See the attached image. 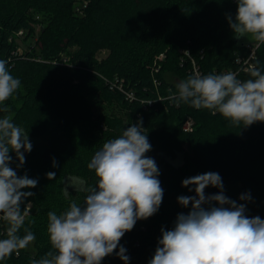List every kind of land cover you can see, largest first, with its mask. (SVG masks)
<instances>
[{
	"label": "trees",
	"instance_id": "trees-1",
	"mask_svg": "<svg viewBox=\"0 0 264 264\" xmlns=\"http://www.w3.org/2000/svg\"><path fill=\"white\" fill-rule=\"evenodd\" d=\"M74 1L0 0V60L21 81L0 118L24 128L32 144L20 167L15 153H9L10 167L38 181L22 189L33 193L21 205L23 210L31 204L24 227L36 237L33 253L22 249L0 264H31L51 250L48 212L60 214L86 196L70 186L65 195L68 179L95 186L87 167L94 153L141 119L152 145L146 156L157 164L163 198L153 216L138 220L121 238L128 264H149L161 229L171 230L177 215L191 210V203L181 206L178 197L195 195L194 186L184 187L182 181L198 174L218 173L224 194L245 204L249 218L264 219V123L238 127L219 113L176 106L168 99L175 85L165 78L183 80L195 75L194 69L201 75L231 71L238 79L250 78L248 46L256 41L237 39L229 26L236 0H87L81 15ZM36 27L37 42L16 53L15 34L33 36ZM101 50L108 53L98 58ZM254 51L250 63L264 73V44ZM187 119L193 122L189 131L183 130ZM48 172L56 178L47 179ZM219 191L208 186L205 195ZM244 194L251 199L240 200ZM6 228L0 221V238ZM119 246L101 264H125L116 255Z\"/></svg>",
	"mask_w": 264,
	"mask_h": 264
},
{
	"label": "clouds",
	"instance_id": "clouds-1",
	"mask_svg": "<svg viewBox=\"0 0 264 264\" xmlns=\"http://www.w3.org/2000/svg\"><path fill=\"white\" fill-rule=\"evenodd\" d=\"M236 3L235 17L227 16L234 36L264 44V0ZM6 65L5 60H0V112L8 111L5 101L21 87V81L10 74ZM248 74L247 80L238 79L231 71L189 75L175 85V93L169 90L168 99L176 106L184 103L197 110L207 109L213 115L219 113L238 127L264 123V73L254 64ZM142 124L141 119L123 129L118 138L106 141L94 153L87 167L95 174V186L80 178L68 179L65 195L69 194L68 186L84 192L83 203L73 200L60 214L48 212L51 250L31 264H101L138 220L148 219L158 211L163 198L160 172L155 160L146 156L152 145ZM31 150L28 132L7 116L0 118V221L7 224L6 237L0 238V262L19 255L36 239L30 227H24L31 204L23 210L21 205L33 195L22 189L34 188L38 181L27 174L18 176L10 167L9 154L15 153L20 167L25 162L24 153ZM46 176L54 180L56 173L48 172ZM190 185L195 195L180 196L178 203L184 207L191 203V210L178 214L171 230L161 229L162 238L149 264H264V219L249 218L245 204L228 198L216 172L182 181V186ZM208 186L220 191L206 196ZM239 199L247 201L251 197L244 194ZM116 255L128 264L123 246Z\"/></svg>",
	"mask_w": 264,
	"mask_h": 264
},
{
	"label": "rangeland",
	"instance_id": "rangeland-1",
	"mask_svg": "<svg viewBox=\"0 0 264 264\" xmlns=\"http://www.w3.org/2000/svg\"><path fill=\"white\" fill-rule=\"evenodd\" d=\"M86 4H87V0H75L74 1V7H75V11H76V13L77 14H79V15H81L82 14V11H83V8L86 6ZM37 27H36V32H35V34L33 35V36H25L23 33H22V31H18L16 34H15V42H16V44H17V49H16V53H18V54H20V53H22V51H23V49H28V48H30L31 47V45L32 44H34V42H37ZM247 39L248 40H252V38H250V37H247ZM256 47L259 45L257 42H256ZM253 52H255L254 50H253ZM107 53H108V51H106V50H101L99 53H98V58H103V57H105L106 55H107ZM253 58H255V53H253ZM252 58V59H253ZM251 65H253L252 63H251ZM251 65H249V66H247L246 68V70H248V68L251 66ZM165 78H166V80L169 82V83H171V84H174V85H176L180 80L177 78V77H175L174 75H171V74H167L166 76H165ZM118 80L119 79H116V81H115V83H117L118 82ZM119 83H120V85L119 84H117L118 85V87L119 88H122L123 86L121 85V80H119ZM128 93H130V92H128ZM29 204V203H28ZM27 204V205H28ZM26 205V206H27ZM32 244H33V242H30L29 243V245L25 248L28 252H30V253H33V246H32Z\"/></svg>",
	"mask_w": 264,
	"mask_h": 264
},
{
	"label": "built area",
	"instance_id": "built-area-1",
	"mask_svg": "<svg viewBox=\"0 0 264 264\" xmlns=\"http://www.w3.org/2000/svg\"><path fill=\"white\" fill-rule=\"evenodd\" d=\"M249 47V49H250V55H249V57H248V59H247V64L249 63V65H251V63H250V60L253 58V50H255V48H256V45H253L252 47H250V46H248ZM248 65V66H249ZM247 68H245V70H246ZM195 70V74L197 73L196 72V69H194ZM126 97L127 98H129V99H132L133 98V94L130 92V93H127L126 94ZM192 124H193V122H192V120H190V119H187L185 122H184V124H183V130H185V131H189V130H191L192 129Z\"/></svg>",
	"mask_w": 264,
	"mask_h": 264
}]
</instances>
